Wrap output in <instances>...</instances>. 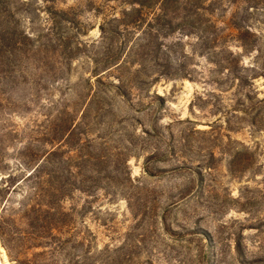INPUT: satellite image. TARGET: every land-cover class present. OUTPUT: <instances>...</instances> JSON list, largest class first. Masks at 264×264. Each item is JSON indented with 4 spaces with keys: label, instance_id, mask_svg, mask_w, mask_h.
Masks as SVG:
<instances>
[{
    "label": "rangeland",
    "instance_id": "obj_1",
    "mask_svg": "<svg viewBox=\"0 0 264 264\" xmlns=\"http://www.w3.org/2000/svg\"><path fill=\"white\" fill-rule=\"evenodd\" d=\"M6 1L31 42L0 66V264H264V81L221 64L236 5L199 30L190 17L135 31L108 23L122 0H56L64 17ZM250 7L239 14L264 49V0ZM63 132L61 161L33 173ZM47 192L58 211L34 223L25 211Z\"/></svg>",
    "mask_w": 264,
    "mask_h": 264
},
{
    "label": "trees",
    "instance_id": "obj_2",
    "mask_svg": "<svg viewBox=\"0 0 264 264\" xmlns=\"http://www.w3.org/2000/svg\"><path fill=\"white\" fill-rule=\"evenodd\" d=\"M102 1L108 3L114 0ZM227 1L229 5H236V7H234V11L231 13L228 20L227 31H229V35L223 38V44L227 45H225L226 47L220 51V53L224 52L225 54V58L221 59V64L226 66L225 71L229 77L238 81L241 85L248 82L253 83L254 80L259 78H262L264 81V49H256L253 47L254 41L252 43L250 39L254 37V34H252V31L248 26L242 23V17L239 14V6L243 5L252 8L250 7V4H253L255 0ZM55 2L56 0H42L40 2V7L43 5V7L47 8L52 15L66 16L65 11L54 9ZM120 2L123 4V8L119 16L111 17L108 20V23H113L118 28H123L125 30L133 29L137 31L144 26L150 28L152 25L159 27L162 26V28H164V24L167 23V26L171 30H174V28H177L178 26L187 25V19L191 17L192 20L189 26L194 28V30H199L202 26L200 18L208 15L209 10L216 6L218 2L223 3V0H122ZM48 4H50L51 7L48 6ZM43 7L42 9H44ZM148 16H150L149 19H147ZM175 17H181L178 25H172ZM64 23L69 24L68 21H64ZM104 25L105 21L103 25L99 26L100 33L102 34L105 32ZM200 34L201 33H197L195 36L201 41L202 36ZM219 40V37H214L210 40L207 39L206 43L215 48ZM29 42H31L30 36L16 33L14 15L8 9V1L0 0V66L13 67L17 64L19 65V62L22 59L21 52H26V50L23 49ZM230 43L235 44L236 47L240 49L241 53H233L228 47V44ZM215 50L216 49H214L212 54L214 57H217L219 53H216ZM254 52L256 56L253 57V64H250L249 67L243 66V54L251 55V53ZM117 58H113V62H116V60H118ZM114 66L116 69H123L124 67L122 63L119 64L117 62ZM3 80L5 81V79ZM7 81L8 80H6V82ZM246 99L249 100L247 95ZM256 104L264 107V99L257 100ZM66 116L65 111H62L56 120L63 121ZM253 123L254 122L251 121V124ZM63 138L64 132L61 134V138L57 139L56 144H60ZM62 144H60L55 150L42 151V153L38 155V161L33 169V173H36L38 176H48L46 171L48 170L50 163L61 161L62 150L64 148ZM3 188H6V186ZM7 190L10 191V188L7 187ZM13 191L14 189L11 190V193H13ZM56 200L57 197L54 193L47 192L44 195L42 194L38 203L30 208V210H26L25 213L28 217L33 219L34 223H37L41 218L53 217L58 211L55 205L57 202ZM5 213L6 211L2 208L0 211V236L3 234L4 227H6Z\"/></svg>",
    "mask_w": 264,
    "mask_h": 264
}]
</instances>
